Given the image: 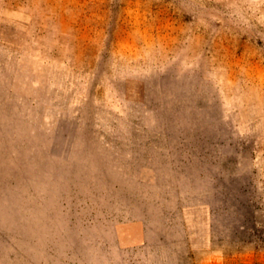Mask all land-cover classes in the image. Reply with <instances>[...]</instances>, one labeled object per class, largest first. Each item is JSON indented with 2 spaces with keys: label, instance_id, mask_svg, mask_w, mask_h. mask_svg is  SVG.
<instances>
[{
  "label": "rangeland",
  "instance_id": "rangeland-1",
  "mask_svg": "<svg viewBox=\"0 0 264 264\" xmlns=\"http://www.w3.org/2000/svg\"><path fill=\"white\" fill-rule=\"evenodd\" d=\"M260 257L264 0H0V264Z\"/></svg>",
  "mask_w": 264,
  "mask_h": 264
},
{
  "label": "crops",
  "instance_id": "crops-1",
  "mask_svg": "<svg viewBox=\"0 0 264 264\" xmlns=\"http://www.w3.org/2000/svg\"><path fill=\"white\" fill-rule=\"evenodd\" d=\"M261 259L262 260H264V258H261L260 257V259H259V261H261ZM264 262V261H263ZM227 264H255V263H253V262H246V261H244L243 259L242 260H240V262L239 261H237V262H231V263H227ZM258 264H264V263H258Z\"/></svg>",
  "mask_w": 264,
  "mask_h": 264
}]
</instances>
